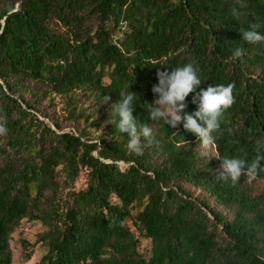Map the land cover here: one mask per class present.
<instances>
[{
  "label": "trees",
  "instance_id": "1",
  "mask_svg": "<svg viewBox=\"0 0 264 264\" xmlns=\"http://www.w3.org/2000/svg\"><path fill=\"white\" fill-rule=\"evenodd\" d=\"M242 3L237 20L236 0H0V264L22 221L42 227L38 264H264V194L148 116L157 72L194 62L197 91L235 84L213 157L264 155V44L241 37L264 34V0ZM121 93L153 129L141 153L111 117Z\"/></svg>",
  "mask_w": 264,
  "mask_h": 264
},
{
  "label": "clouds",
  "instance_id": "2",
  "mask_svg": "<svg viewBox=\"0 0 264 264\" xmlns=\"http://www.w3.org/2000/svg\"><path fill=\"white\" fill-rule=\"evenodd\" d=\"M239 7H233L232 15L239 20L243 15L241 9L245 7L242 0H236ZM258 24H252L248 30H241L242 41L251 44H264V34L257 29ZM244 56L243 45L237 47L231 59H240ZM198 68L194 62L187 63L171 71L163 70L157 72L158 83L152 87V92L156 97L149 107V119L153 122H160L175 129L178 125H183V129L194 134L199 144V155L208 161L212 158L218 159L220 167L217 180H231L233 185L244 177L248 183H253L258 179L261 173H264V155H257L250 162L238 157H213L211 153L212 146L218 139L216 133L221 132V123L228 109L235 103L233 90L234 83L228 85L219 84L210 85L206 89L197 91L201 85L198 77ZM194 93L191 103L196 105L197 110L188 114L186 108V98ZM134 93H121V99L111 103V117L115 115L118 119L115 121L116 129L119 133L127 134V148L131 152L141 153L143 150L142 139L152 144L154 140L153 129L147 124L138 125L137 119L133 116ZM110 96H105L103 103H109ZM108 123L113 124L112 118ZM7 129L3 123H0V135H6ZM257 152L264 148V143L257 142Z\"/></svg>",
  "mask_w": 264,
  "mask_h": 264
},
{
  "label": "rangeland",
  "instance_id": "3",
  "mask_svg": "<svg viewBox=\"0 0 264 264\" xmlns=\"http://www.w3.org/2000/svg\"><path fill=\"white\" fill-rule=\"evenodd\" d=\"M213 156V151L211 149ZM82 177L79 183H82ZM252 194L259 196L264 194V184L253 182L250 186ZM198 195L199 191H195ZM212 202V201H211ZM42 227L36 222L22 221L18 228L9 237V248L11 252V264H38L40 257L43 254V249L40 244L35 243L36 235L41 232ZM23 243L26 244L28 251L31 252L30 258H24V252L22 249ZM142 247H146V243L143 242Z\"/></svg>",
  "mask_w": 264,
  "mask_h": 264
}]
</instances>
